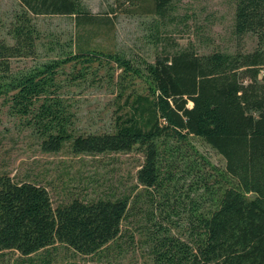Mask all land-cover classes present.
Wrapping results in <instances>:
<instances>
[{
	"label": "trees",
	"instance_id": "1",
	"mask_svg": "<svg viewBox=\"0 0 264 264\" xmlns=\"http://www.w3.org/2000/svg\"><path fill=\"white\" fill-rule=\"evenodd\" d=\"M18 1L7 28L13 42L0 39V99L8 114L42 151L138 149L143 162L133 191L76 196L55 207L41 183L0 173V253L15 250L25 257L21 264H34V253L61 243L94 255L117 242L125 220L140 216L153 264H264V0H234L233 33L239 43L254 35L252 50L161 49L150 59L81 38L69 49L45 43L35 15H71L93 34L106 20L82 0ZM169 3L137 6L151 16L152 37ZM40 45L56 54L13 66V58L36 59ZM100 79L115 108L103 126L82 131L67 93ZM192 135L224 157V168Z\"/></svg>",
	"mask_w": 264,
	"mask_h": 264
},
{
	"label": "rangeland",
	"instance_id": "2",
	"mask_svg": "<svg viewBox=\"0 0 264 264\" xmlns=\"http://www.w3.org/2000/svg\"><path fill=\"white\" fill-rule=\"evenodd\" d=\"M82 2L106 20L94 27L96 34L89 26L75 25L71 15L40 14L33 17L43 33L42 41L57 40L58 47L67 44L69 49L73 40L81 38L92 45L122 50L139 59H150L161 49L188 47L198 53H207L214 49L233 51L241 47L248 51L256 44L255 36L250 33L240 43L234 35V0H170L167 14L155 31L157 37L151 36V16L136 11L138 5L149 0ZM19 8L18 0H0V39L8 43L13 42L7 33L8 24L14 10ZM45 48L39 46L36 59L13 58V66L24 67L56 54V50L46 53ZM67 96L75 103L82 131L103 126L115 108L110 86L102 79L98 84L72 88ZM190 140L211 163L224 168V157L212 146L198 136L192 135ZM142 162L143 155L138 149L100 154L72 153L68 147L56 152L42 151L35 136L17 117L8 114L0 99V173H8L16 180L26 178L41 183L49 191L54 207L76 196L90 200L133 191ZM143 224L146 223L140 216L125 220L117 242L100 253L82 255L57 243L47 251L34 253V264H153L144 243ZM23 258L18 251L4 250L0 253V264H21Z\"/></svg>",
	"mask_w": 264,
	"mask_h": 264
}]
</instances>
